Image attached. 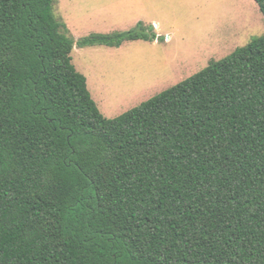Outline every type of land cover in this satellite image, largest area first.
<instances>
[{
    "label": "trees",
    "instance_id": "16d2710c",
    "mask_svg": "<svg viewBox=\"0 0 264 264\" xmlns=\"http://www.w3.org/2000/svg\"><path fill=\"white\" fill-rule=\"evenodd\" d=\"M139 39L0 0V264H264V34L107 118L72 52Z\"/></svg>",
    "mask_w": 264,
    "mask_h": 264
},
{
    "label": "rangeland",
    "instance_id": "374dc122",
    "mask_svg": "<svg viewBox=\"0 0 264 264\" xmlns=\"http://www.w3.org/2000/svg\"><path fill=\"white\" fill-rule=\"evenodd\" d=\"M54 12L79 40L127 31L143 22L156 40L120 47L75 46L102 114L115 118L264 34L255 0H54ZM161 38V39H160Z\"/></svg>",
    "mask_w": 264,
    "mask_h": 264
}]
</instances>
